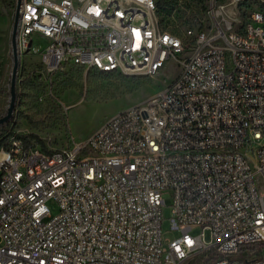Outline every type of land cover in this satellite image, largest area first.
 I'll use <instances>...</instances> for the list:
<instances>
[{"label": "built area", "instance_id": "2783aa9c", "mask_svg": "<svg viewBox=\"0 0 264 264\" xmlns=\"http://www.w3.org/2000/svg\"><path fill=\"white\" fill-rule=\"evenodd\" d=\"M221 10L179 34L158 0H21L19 53L46 39L49 71L178 73L84 141L4 139L0 264H264V13Z\"/></svg>", "mask_w": 264, "mask_h": 264}, {"label": "rangeland", "instance_id": "374dc122", "mask_svg": "<svg viewBox=\"0 0 264 264\" xmlns=\"http://www.w3.org/2000/svg\"><path fill=\"white\" fill-rule=\"evenodd\" d=\"M160 19L165 29L183 34L186 29L209 30L214 23L212 6L226 16L246 23L253 12L264 13V0H158ZM17 0H0V118L7 114L11 101L14 65L12 31ZM237 19V20H238ZM47 40L35 37L34 46L20 54L17 73L16 102L12 117L0 125V139L12 135L25 137L37 145L61 147L70 136L84 141L109 118L162 91L177 75L178 69L168 64L156 74L100 73L66 64L49 71L41 54ZM37 134L40 139L32 136ZM264 143V140L262 141ZM264 193V186L259 185ZM163 234L171 238V195L164 194ZM52 214L58 212L48 202ZM202 229L199 228L197 232ZM210 239V232H206Z\"/></svg>", "mask_w": 264, "mask_h": 264}, {"label": "water", "instance_id": "95a60500", "mask_svg": "<svg viewBox=\"0 0 264 264\" xmlns=\"http://www.w3.org/2000/svg\"><path fill=\"white\" fill-rule=\"evenodd\" d=\"M20 5L21 0H17V6H16V13H15V19H14V26L12 31V51H13V69H12V80H11V101L10 105L8 107L7 114L0 118V125L8 121L13 114V110L15 107L16 102V83H17V73L20 65V53L18 50V44H17V26L18 21L20 17Z\"/></svg>", "mask_w": 264, "mask_h": 264}, {"label": "trees", "instance_id": "16d2710c", "mask_svg": "<svg viewBox=\"0 0 264 264\" xmlns=\"http://www.w3.org/2000/svg\"><path fill=\"white\" fill-rule=\"evenodd\" d=\"M90 71L98 72V71H96V70H90ZM100 73H102V72H100ZM32 136H34V137L40 139L39 136H38L37 134H32ZM23 138L27 141V139H26L25 137H23ZM40 140H41V139H40ZM3 141H5V140H4V139H1V140H0V144H1ZM41 142H42V140H41ZM42 145L44 146V144H42Z\"/></svg>", "mask_w": 264, "mask_h": 264}]
</instances>
